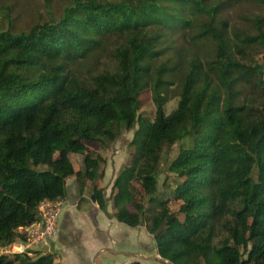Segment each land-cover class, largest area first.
Listing matches in <instances>:
<instances>
[{"label": "trees", "instance_id": "1", "mask_svg": "<svg viewBox=\"0 0 264 264\" xmlns=\"http://www.w3.org/2000/svg\"><path fill=\"white\" fill-rule=\"evenodd\" d=\"M44 1L60 16L0 31V249L43 202H64L74 177L80 198L90 187L108 217L146 227L169 264H264V0ZM124 131L131 153L110 215L106 161L88 144ZM47 251L0 264H55Z\"/></svg>", "mask_w": 264, "mask_h": 264}, {"label": "rangeland", "instance_id": "2", "mask_svg": "<svg viewBox=\"0 0 264 264\" xmlns=\"http://www.w3.org/2000/svg\"><path fill=\"white\" fill-rule=\"evenodd\" d=\"M58 4L55 1L51 7H47L44 0H0V31H26L32 24L48 21L51 18V13L54 17L60 16V13L58 15L56 13ZM63 5L64 2L60 6ZM252 9L251 6H245L237 11L240 13L251 12ZM258 59L263 63L264 55H259ZM142 101L144 104L143 113L153 119L156 107L152 95H144ZM177 105L178 99L172 100L166 106V113L170 114ZM132 139L133 133L124 131L118 141L113 144L107 146L98 143L88 144L90 150L101 155L106 161L102 166L105 178L100 182V185L106 190L110 215H113L114 212L113 204L110 201L112 187L128 161ZM180 148L181 146H176L171 153L164 156L159 178L160 191L164 190L163 184L167 176V168L179 154ZM70 156L75 168L82 170L84 167L83 157L75 154ZM136 187L140 189L139 181L136 183ZM63 203L66 208L61 217L60 233L53 242L54 244L47 247V253L57 255V258L54 259L55 264H124L125 258L128 262L140 260L144 264H169L158 256L154 237L149 234L146 227L132 229L120 224L112 217H108L100 210L96 200L92 199L90 187H87L83 198H80L79 184L74 177L68 180V198ZM179 205L180 203H174L171 208L177 209ZM1 249L0 254L16 253L17 251L9 252L8 249L3 252ZM119 251L132 254L120 256L118 255Z\"/></svg>", "mask_w": 264, "mask_h": 264}, {"label": "built area", "instance_id": "3", "mask_svg": "<svg viewBox=\"0 0 264 264\" xmlns=\"http://www.w3.org/2000/svg\"><path fill=\"white\" fill-rule=\"evenodd\" d=\"M39 219L32 225L20 229V240L27 243L16 242L8 248H2L3 252L22 253L27 249L48 250V246L55 241L60 233V220L64 210L63 202H43L39 208Z\"/></svg>", "mask_w": 264, "mask_h": 264}, {"label": "crops", "instance_id": "4", "mask_svg": "<svg viewBox=\"0 0 264 264\" xmlns=\"http://www.w3.org/2000/svg\"><path fill=\"white\" fill-rule=\"evenodd\" d=\"M65 208H66V207H65V205H64V210H65ZM64 210H63V214H64V212H65ZM63 214H62V215H63ZM61 217H62V216H61ZM60 222H61V220H60ZM60 224H61V223H60ZM101 231H103V230H101ZM104 232H105V231H104ZM130 254H132V253H131V252H125V251H119V252H118V255H120V256H129ZM125 259H126V261L128 262L127 258H125ZM126 261H125V262H126ZM125 262H124V264H130V263H131L130 261H129L128 263H125Z\"/></svg>", "mask_w": 264, "mask_h": 264}, {"label": "water", "instance_id": "5", "mask_svg": "<svg viewBox=\"0 0 264 264\" xmlns=\"http://www.w3.org/2000/svg\"><path fill=\"white\" fill-rule=\"evenodd\" d=\"M17 241H18V242H22V243H24V245H27V243L21 241L20 239H17Z\"/></svg>", "mask_w": 264, "mask_h": 264}, {"label": "clouds", "instance_id": "6", "mask_svg": "<svg viewBox=\"0 0 264 264\" xmlns=\"http://www.w3.org/2000/svg\"><path fill=\"white\" fill-rule=\"evenodd\" d=\"M18 242V241H17Z\"/></svg>", "mask_w": 264, "mask_h": 264}]
</instances>
